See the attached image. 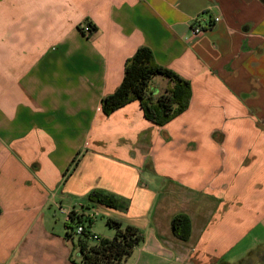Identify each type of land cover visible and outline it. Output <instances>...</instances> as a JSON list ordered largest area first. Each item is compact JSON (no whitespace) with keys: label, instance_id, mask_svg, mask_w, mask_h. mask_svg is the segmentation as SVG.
Masks as SVG:
<instances>
[{"label":"crops","instance_id":"1","mask_svg":"<svg viewBox=\"0 0 264 264\" xmlns=\"http://www.w3.org/2000/svg\"><path fill=\"white\" fill-rule=\"evenodd\" d=\"M202 13L220 21L187 41ZM143 47L190 84L164 125L102 110ZM0 209V264H79L72 212L138 228L128 264H264V0H0Z\"/></svg>","mask_w":264,"mask_h":264},{"label":"trees","instance_id":"2","mask_svg":"<svg viewBox=\"0 0 264 264\" xmlns=\"http://www.w3.org/2000/svg\"><path fill=\"white\" fill-rule=\"evenodd\" d=\"M156 76H163L173 84L160 96H154L150 89L152 80ZM190 97V84L170 70L158 66L151 50L143 47L126 61L123 81L112 95L102 100V110L105 115H110L116 109L138 101L148 121L164 125L188 107ZM87 199L94 205H102L110 209L122 208L119 199L102 192H92ZM91 224V218L76 212L69 215V223L66 224V239L72 241L79 264H128L127 261L134 249L144 240L138 228L124 225L115 219L107 220V224L115 231L112 239H104L92 234L89 230ZM79 225L84 227L81 234L76 232ZM172 230L180 240H188L189 218L186 215L176 216L172 221ZM94 236L98 239L95 240ZM71 259L75 261L73 255Z\"/></svg>","mask_w":264,"mask_h":264},{"label":"built area","instance_id":"3","mask_svg":"<svg viewBox=\"0 0 264 264\" xmlns=\"http://www.w3.org/2000/svg\"><path fill=\"white\" fill-rule=\"evenodd\" d=\"M219 21H220L219 17H214V19H212L211 17H206L204 13L198 15L196 18H194L192 22V25L190 27V36H188L186 40L189 41L192 38H196L203 35L206 31L212 29L215 26V24H217ZM92 30L93 29L90 25H84L82 29V31L86 35H89L92 32ZM83 231H84V227L82 225H79L76 229V232L78 234H81ZM94 239L97 240L98 238L94 236Z\"/></svg>","mask_w":264,"mask_h":264},{"label":"rangeland","instance_id":"4","mask_svg":"<svg viewBox=\"0 0 264 264\" xmlns=\"http://www.w3.org/2000/svg\"><path fill=\"white\" fill-rule=\"evenodd\" d=\"M57 220L60 221V226L63 227V216L61 214H57ZM107 220L108 217L105 215H102L101 213H99L98 215H95V217H93V221L91 226L89 227V230L92 232H96L98 233V235L100 236V238H104V239H111V235H113V233L115 234V231L112 227H110L107 224ZM87 225V224H86ZM251 264H261L259 262L254 261L253 259L251 260ZM249 262V260H247V263Z\"/></svg>","mask_w":264,"mask_h":264}]
</instances>
